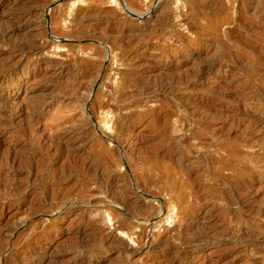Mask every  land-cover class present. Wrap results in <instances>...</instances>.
I'll return each mask as SVG.
<instances>
[{
  "label": "rangeland",
  "instance_id": "obj_1",
  "mask_svg": "<svg viewBox=\"0 0 264 264\" xmlns=\"http://www.w3.org/2000/svg\"><path fill=\"white\" fill-rule=\"evenodd\" d=\"M0 264H264V0H0Z\"/></svg>",
  "mask_w": 264,
  "mask_h": 264
},
{
  "label": "bare ground",
  "instance_id": "obj_2",
  "mask_svg": "<svg viewBox=\"0 0 264 264\" xmlns=\"http://www.w3.org/2000/svg\"><path fill=\"white\" fill-rule=\"evenodd\" d=\"M55 137V136H54ZM77 164V163H76ZM78 166H79V164H78ZM74 172V171H73ZM14 189V188H13ZM123 200V199H122ZM118 201H121V200H118ZM123 202V201H122ZM116 203V202H115ZM120 203V202H119ZM122 204V203H121Z\"/></svg>",
  "mask_w": 264,
  "mask_h": 264
}]
</instances>
